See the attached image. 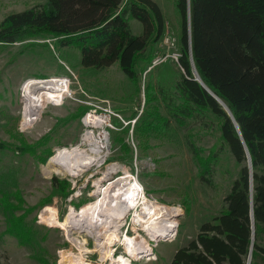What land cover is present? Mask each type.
I'll use <instances>...</instances> for the list:
<instances>
[{"label": "rangeland", "instance_id": "1", "mask_svg": "<svg viewBox=\"0 0 264 264\" xmlns=\"http://www.w3.org/2000/svg\"><path fill=\"white\" fill-rule=\"evenodd\" d=\"M152 1L163 11L168 22L166 28L176 38L177 49H180L176 0ZM45 2L0 0V22L8 15ZM129 25L134 35L142 33L139 22L131 20ZM151 53L155 58L164 50L156 45ZM147 65L140 63L137 68L138 92L117 64L103 70L84 68L77 50L57 48L51 40L36 39L0 46V203L5 195L10 205L16 204L15 196L18 195L23 200V210L16 211L15 215L20 216L42 200L51 199L50 203L38 206L31 213H24V223L32 231L28 246H21L5 233L6 220L0 209V264H111L119 258L126 260V264H171L173 254L194 240L201 225L211 222L225 208L224 197L242 166L222 145L217 120L206 114L179 126L169 108L180 102L175 85L183 71L170 59L150 69ZM33 79L64 80L69 91L67 95L58 93L49 98L43 93L39 95L37 89L31 90L32 97L39 100L30 103L31 108L25 116L27 91L23 86ZM147 87L153 98L149 104L144 98ZM143 110L154 111L167 119L166 129L146 138L137 137L135 121ZM89 116L102 118L103 126L86 128L84 121ZM87 132L96 138L98 134L103 136L99 161L85 169L84 161L62 162L60 164L67 173L56 171L45 175L43 170L52 156L59 150L79 145ZM45 136L48 137L46 144L38 148L35 157L18 150L23 144L36 145ZM120 142L127 145L129 153L120 149ZM193 148L202 159L216 152L214 162L210 164V175L202 172ZM48 149L51 156L42 164L39 159ZM107 171L114 173L111 182L128 177V182L137 186L138 192L143 190L146 203L150 205L148 211L153 208L152 214H155L152 220L156 221L168 210H179L180 215L174 217L177 227L166 240L152 242V231L145 230V226L141 227L143 232L136 231L132 225L134 212L141 216L148 212L139 201L138 207L130 210L123 228L116 233L120 242L108 245L112 247L110 257L101 262V254L96 250L100 251L114 231L109 230L107 235L99 238L94 239L93 235L89 238L90 233L97 235V231H90L86 226L89 223L82 228L76 214L91 202L98 201L94 195L95 184ZM52 178L66 180L72 195L67 199L59 198L51 184ZM107 186L108 183L103 185L101 191ZM124 197L127 206L131 207L134 200L129 194ZM82 200L86 202L81 207L73 206ZM67 214H71V218L65 223ZM62 225L67 229H62ZM71 229L74 231L69 234ZM137 234L142 240L137 238L136 242H146L151 250L148 255L134 258L126 248Z\"/></svg>", "mask_w": 264, "mask_h": 264}, {"label": "trees", "instance_id": "2", "mask_svg": "<svg viewBox=\"0 0 264 264\" xmlns=\"http://www.w3.org/2000/svg\"><path fill=\"white\" fill-rule=\"evenodd\" d=\"M175 9L183 73L175 85L180 102L167 107L179 126L212 115L222 145L242 167L224 197L225 208L201 225L194 240L173 254L171 264H246L250 248V264H264V0H176ZM131 20L140 23V35L132 33ZM165 30L162 12L152 0H46L5 17L0 22V46L51 40L57 48L77 50L84 68L103 70L117 64L140 92L137 68L140 63L151 66L152 48ZM191 60L201 83L194 80ZM145 90L149 104L153 98L149 88ZM213 96L223 102L230 115ZM135 123V135L146 138L163 132L168 120L143 110ZM47 139L45 136L34 146L23 144L18 150L35 157ZM119 146L130 152L125 143ZM193 150L202 172L210 175L216 152L202 159L198 150ZM43 154L39 159L42 164L51 156L50 149ZM51 184L59 198L72 195L66 180L52 178ZM15 199L16 204L10 205L2 196L5 233L21 246H28L32 231L24 223V213L51 199L42 200L20 216L15 213L23 210V200L18 195ZM84 202L73 206L81 207Z\"/></svg>", "mask_w": 264, "mask_h": 264}, {"label": "bare ground", "instance_id": "3", "mask_svg": "<svg viewBox=\"0 0 264 264\" xmlns=\"http://www.w3.org/2000/svg\"><path fill=\"white\" fill-rule=\"evenodd\" d=\"M23 89L24 91H27L26 95L24 96L26 98V105L24 109L25 116L31 108L30 103L33 100H39L38 97L36 99L35 97H32V94L30 93L31 90L37 89L39 90V95L43 93L49 98H53L52 96L58 93L67 95L66 92L69 91L66 81L64 82V80L59 81L49 79L29 80L23 86ZM84 124L86 128L100 129V127L103 126L104 121L102 120V118L99 119L96 116H89L85 119ZM102 144V134H98V137L96 138L91 134V132H87L86 135H84L81 139V143L79 145L70 147L68 149L59 150L56 154H54L48 162L47 167H45V169L43 170L44 174L51 175L56 171L67 173L64 167L60 164L62 162L76 163L79 161L82 163V161H84V169L93 167L94 164L99 161L98 155H100L101 153L102 147L100 145ZM113 174V172L107 171L101 176L100 181L95 184L94 188V195L97 196L98 201L96 203L95 201L91 202L90 206L86 205L84 208H82V211L80 213L76 214V218L81 220L82 228H85L84 224L89 223V225L86 224V226L89 227L90 231L95 230L92 231L93 233L97 231V235L89 232V238H91V235H93V238L95 239L98 236L107 235L109 233V230L114 231L109 234L108 239L105 240V244L100 249V251L98 249L96 250L99 254H101V262L107 261V258L110 257V251L112 247L110 248V246L108 245H112L113 243L118 244L120 242L119 234L116 233L123 228L124 222L127 220L130 210H135L137 206L136 204H138L139 201L142 202V206L145 207V211H148V207H150L149 203L147 204L146 200L142 198L141 194H139L140 192L136 190L137 186H133L128 182V177H122L114 182H111L112 179H114L112 177ZM106 183H108V186L103 191H101V187ZM128 194L131 196V199L134 200L131 207L127 206L128 203L124 197ZM152 213H154L153 208H151L148 212L143 213V216L134 212L132 225L136 231L143 232V230H141V227L143 226L146 227L145 230L148 229L150 232L152 231L153 234L150 236V239H152V242L157 243L160 239L166 240V238H168L170 234L175 231L177 225L174 224V217L179 216L180 212L176 209L173 212H170L168 210L166 214L157 218L156 221L152 220L155 219V214ZM70 218L71 214H67L65 223L67 221L69 222ZM61 228L63 229L66 227L65 225H62ZM72 231H74V229L69 230V234ZM137 238H140L142 240L141 236L137 234L135 238L128 243V246L130 244L131 245L126 249L134 258L144 256V254L148 255L151 249L149 248V246H147L146 242H136L138 240ZM85 241L86 240H84V242ZM111 264H126V260L119 258L116 262H113Z\"/></svg>", "mask_w": 264, "mask_h": 264}, {"label": "built area", "instance_id": "4", "mask_svg": "<svg viewBox=\"0 0 264 264\" xmlns=\"http://www.w3.org/2000/svg\"><path fill=\"white\" fill-rule=\"evenodd\" d=\"M166 25H168V23H166ZM158 47L161 50H164V53L161 55H157L153 59L149 69L151 67H155V66L160 65L161 63H164L165 61H167V59H170L172 62H174L179 67L180 70H182L180 63H179L181 54L177 49L176 38L172 35V33L170 32L168 28H166L164 35L158 44Z\"/></svg>", "mask_w": 264, "mask_h": 264}, {"label": "water", "instance_id": "5", "mask_svg": "<svg viewBox=\"0 0 264 264\" xmlns=\"http://www.w3.org/2000/svg\"><path fill=\"white\" fill-rule=\"evenodd\" d=\"M191 65H192V75L194 77V80L201 83L196 71H195V68L193 66V63H192V60H191ZM204 88L209 92V90L204 86ZM217 102L223 107V109L228 113V115H230V112L228 111L227 107L223 104V102H221L219 99H217L215 96H213ZM248 169L249 171H251V164H250V159L248 157ZM253 240V239H252ZM250 260H251V248H250V251H249V255H248V258H247V262L246 264H250Z\"/></svg>", "mask_w": 264, "mask_h": 264}, {"label": "crops", "instance_id": "6", "mask_svg": "<svg viewBox=\"0 0 264 264\" xmlns=\"http://www.w3.org/2000/svg\"><path fill=\"white\" fill-rule=\"evenodd\" d=\"M160 10H161V9H160ZM161 12H162V15H163L164 19H166V18H165V15H164V13H163L162 10H161ZM165 22H166V20H165ZM166 23H168V22H166Z\"/></svg>", "mask_w": 264, "mask_h": 264}]
</instances>
